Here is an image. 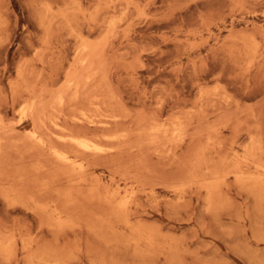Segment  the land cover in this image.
Returning <instances> with one entry per match:
<instances>
[{"label":"rangeland","instance_id":"374dc122","mask_svg":"<svg viewBox=\"0 0 264 264\" xmlns=\"http://www.w3.org/2000/svg\"><path fill=\"white\" fill-rule=\"evenodd\" d=\"M0 264H264V0H0Z\"/></svg>","mask_w":264,"mask_h":264},{"label":"bare ground","instance_id":"6f19581e","mask_svg":"<svg viewBox=\"0 0 264 264\" xmlns=\"http://www.w3.org/2000/svg\"><path fill=\"white\" fill-rule=\"evenodd\" d=\"M45 111V110H44ZM29 118V117H28ZM30 119V118H29ZM35 133V132H33ZM36 136L38 135L37 133L35 134ZM34 136V135H33ZM39 136V135H38ZM63 137V136H62ZM38 139V137L36 138ZM39 142H41L40 139H38ZM35 141V140H34ZM75 141V140H74ZM77 145L81 146L82 148L86 149V150H98V146L94 143H92L91 141H78ZM93 152V151H92ZM65 155V154H64ZM64 159H67L64 157ZM79 159V158H78ZM41 160V159H40ZM188 184V183H187ZM66 185V184H65ZM178 188V187H177ZM117 205V204H116ZM129 215V214H128Z\"/></svg>","mask_w":264,"mask_h":264}]
</instances>
